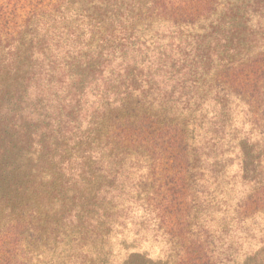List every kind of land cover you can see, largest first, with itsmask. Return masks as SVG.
Segmentation results:
<instances>
[{
  "label": "trees",
  "instance_id": "1",
  "mask_svg": "<svg viewBox=\"0 0 264 264\" xmlns=\"http://www.w3.org/2000/svg\"><path fill=\"white\" fill-rule=\"evenodd\" d=\"M253 8L264 10V0H0V60L12 62L22 52L31 60L53 57L56 53L42 49L51 33L56 39L66 32L70 45L87 49L80 43L86 35L96 45L93 57L112 62L93 70V94L123 90L130 101L137 95L126 105L117 95L105 99L113 114L105 139L92 153L102 158L105 151L114 161L144 160L146 167L137 180L123 172L108 176L109 186L94 190L86 204L97 215L81 213L86 237H96L102 225L124 224L108 222L96 204L113 203L128 188L135 196L127 204L139 207L173 244L174 264H221L218 243L207 221L198 218L200 210L223 205L243 223L264 213L263 36L250 35L249 46L239 42L241 18L248 22ZM261 19L257 31L264 29ZM196 28L205 34L184 37V30ZM142 33L151 37L154 48L159 46L145 59ZM58 55L53 59L64 64ZM232 108L248 125L245 143L238 147H230L239 137H229L226 128ZM231 156L240 163L242 176L238 182L230 178L224 192L219 185ZM253 167L256 172L248 179ZM210 182L212 192L218 191L216 200L207 192ZM237 184L248 185L247 194L231 193ZM79 210L74 212L77 222ZM34 216L30 210L27 219L14 218L0 228V264L29 263ZM79 264H87L85 257Z\"/></svg>",
  "mask_w": 264,
  "mask_h": 264
},
{
  "label": "rangeland",
  "instance_id": "2",
  "mask_svg": "<svg viewBox=\"0 0 264 264\" xmlns=\"http://www.w3.org/2000/svg\"><path fill=\"white\" fill-rule=\"evenodd\" d=\"M258 16H263L261 23H264V10L259 8H253L248 22L245 16L241 18L242 45H251L247 44L250 35L263 36L264 42V29L257 31L255 26ZM183 33L184 37L205 34L198 28ZM53 36L49 35L42 49L59 54L64 64L53 59L56 54L53 57L48 54L44 61L35 57L33 61L23 52L12 62L0 60V228L14 218L27 219L30 210L35 212L36 238L30 243L28 264H79L84 257L87 264H174L173 244L155 231L151 218H145L139 207L127 204L135 196L128 188L125 196L117 199L119 202L96 204L97 208L103 207L108 222L117 219L124 224L119 221L110 230L102 225L96 237H86L81 213L97 215L86 204L94 190L100 184L109 186L108 176L123 172H130V177L137 180L146 161L137 163L128 158L114 161L105 151L102 158L92 153L105 139L113 114L114 108L107 107L110 103L105 99L111 101L117 94H93L89 84L95 79V67L112 62L93 57L96 45H91L86 35L83 42L79 40L86 43L87 49L77 48L74 42L70 45L66 32L56 39ZM145 36L148 35H139L140 41L146 43L141 54L144 59L151 56L154 48L151 37ZM156 48L159 46L155 45ZM118 94L125 105L137 97L133 94L130 101L123 96V90ZM243 116L232 108L227 117L232 120L230 127L226 126L229 137H239L238 143L232 141L230 147L233 143L236 147L245 143L248 125ZM123 162L127 163L120 171ZM225 163L223 176L220 172L224 179L219 185L224 192L230 178L238 182L242 176L235 158L231 156ZM255 170L249 169L252 172L246 175L248 179ZM206 187L211 199L216 200L218 191L212 192L214 185L210 182ZM248 189V185L237 184L231 193L245 195ZM78 209L79 222L74 218ZM198 218H204L214 233L221 264H264V213L243 223L234 220L236 217L223 205L211 204L200 210Z\"/></svg>",
  "mask_w": 264,
  "mask_h": 264
},
{
  "label": "water",
  "instance_id": "3",
  "mask_svg": "<svg viewBox=\"0 0 264 264\" xmlns=\"http://www.w3.org/2000/svg\"><path fill=\"white\" fill-rule=\"evenodd\" d=\"M109 263V262H108Z\"/></svg>",
  "mask_w": 264,
  "mask_h": 264
}]
</instances>
